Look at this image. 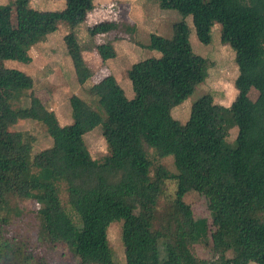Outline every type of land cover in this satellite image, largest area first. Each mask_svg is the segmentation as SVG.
Instances as JSON below:
<instances>
[{
	"label": "trees",
	"instance_id": "obj_1",
	"mask_svg": "<svg viewBox=\"0 0 264 264\" xmlns=\"http://www.w3.org/2000/svg\"><path fill=\"white\" fill-rule=\"evenodd\" d=\"M93 1L64 0L62 10L40 11L30 0H18L14 17L9 5L0 4V264H47L7 230L11 203L26 200L41 206L35 212L39 241L65 246L81 264H115L107 238L114 222H122L126 264H264V0H157L181 21L172 25L170 38L152 34L148 43H137L161 56L127 69L132 99L113 75L89 84L92 71L83 53L94 51L103 62L116 57L112 42L96 44L95 36L137 31L122 23L88 26ZM187 17L204 45L213 24L221 26V43L235 53L238 95L229 108L204 95L182 125L171 111L207 78L209 67L190 46ZM59 25L69 30L64 45L87 96L69 97L72 123L64 126L34 94L32 77L5 66L29 64L30 48ZM251 90L258 94L254 101ZM23 91L29 104L18 107ZM24 120L41 123L52 145L33 155L35 138L10 130ZM98 126L106 144L100 160L83 139ZM232 128L237 135L229 145ZM150 150L172 157L175 172L154 166ZM190 177L209 211L213 260L194 252L208 222L195 219L184 200ZM168 182L175 186L173 197L159 208Z\"/></svg>",
	"mask_w": 264,
	"mask_h": 264
},
{
	"label": "rangeland",
	"instance_id": "obj_2",
	"mask_svg": "<svg viewBox=\"0 0 264 264\" xmlns=\"http://www.w3.org/2000/svg\"><path fill=\"white\" fill-rule=\"evenodd\" d=\"M16 1L0 0L1 5H9L13 12L17 10ZM62 0H30V7L40 11L59 10ZM96 5L87 19V25L97 27L104 24H127L137 28L136 33L127 30L114 29L95 36L94 42L101 44L110 41L116 47V57L112 60L101 61L94 53H85L87 66L92 71L91 83H98L105 77L113 75L123 89L125 96L132 99L134 96L131 83L126 71L133 64L147 58H159L157 51L142 49L137 43H148L149 36L154 34L164 38L172 36V25L181 21V16L173 10H162L157 0H104ZM64 2V0H63ZM189 27V42L193 52L208 61L207 78L200 83L193 93L179 106L171 111L172 117L184 125L190 115L192 105L204 95H211L216 104L230 107L238 95L235 80L238 68L235 63V53L229 45L221 43V26L214 23L211 29V41L208 45L201 44L195 34L191 17L186 18ZM64 25H59L57 30L41 38L28 52L31 62L22 64L16 61H5V66L19 70L30 75L34 81V94L43 105L53 111L60 125L72 123L69 107V97L78 95L87 99L84 91L78 85L71 60L64 45V36L68 33ZM27 91H23V98L18 107H27L29 102L25 98ZM257 92L251 90L248 94L251 100L257 98ZM11 131H27L34 138L32 154L35 155L52 145L51 138L47 135L45 127L36 121H19L10 127ZM237 129L232 128L226 138L229 145H233ZM87 148L94 159L100 160L106 155V144L102 136L101 126L96 127L83 137ZM148 159L155 165H163L171 172H175L172 157L159 158L154 150L148 151ZM165 197L161 199L159 208L166 205L173 197L175 186L168 182ZM184 200L191 206L195 219H206L208 229L204 235L197 234L195 254L202 259L213 260L211 252L210 233L212 230L209 211L201 193L195 187L194 179L187 178L182 188ZM64 196L61 197L64 202ZM13 212L7 227L9 236L22 238L30 248H35L37 253L45 259L47 264H81L63 245L48 246L38 239L39 223L35 212L41 206L36 202L26 200L11 203ZM18 213H16V211ZM122 222L112 223L107 230L109 245L115 255V264H126V248L121 239ZM199 235V237H198ZM89 264H93L90 262ZM253 264V263H250Z\"/></svg>",
	"mask_w": 264,
	"mask_h": 264
},
{
	"label": "crops",
	"instance_id": "obj_3",
	"mask_svg": "<svg viewBox=\"0 0 264 264\" xmlns=\"http://www.w3.org/2000/svg\"><path fill=\"white\" fill-rule=\"evenodd\" d=\"M102 1V5H105L104 3H105V1L104 0H94L93 1V7L94 8H96V5H98V3H100ZM61 3H62V6H61V8H60V10H62L64 7H65V2H63V0L61 1ZM94 8H93V10H94ZM53 11V10H52ZM90 14V13H89ZM89 14H88V16H89ZM88 16H87V19H88ZM86 23H87V21H86ZM89 26V25H88ZM81 30H83V28H81ZM104 43V42H103ZM113 44V43H112ZM35 46V45H34ZM114 46V45H113ZM114 49H116V47L114 46ZM92 52H94V51H88V52H84L83 53V57H84V60H85V62L87 63V60L85 59V56H84V54L85 53H92ZM95 53V52H94ZM117 55V54H116ZM107 62V61H106ZM71 117V116H70Z\"/></svg>",
	"mask_w": 264,
	"mask_h": 264
}]
</instances>
